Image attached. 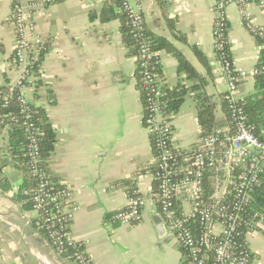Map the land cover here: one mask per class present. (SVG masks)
Here are the masks:
<instances>
[{"label": "crops", "instance_id": "crops-1", "mask_svg": "<svg viewBox=\"0 0 264 264\" xmlns=\"http://www.w3.org/2000/svg\"><path fill=\"white\" fill-rule=\"evenodd\" d=\"M107 1L56 0L35 14L37 33L50 47L41 63L42 84L26 93L46 109L56 134L49 173L73 191L79 211L71 232L93 264H183L178 243L158 233L154 217L159 212L153 201H147L134 225L114 218L126 206L133 183L147 195L155 184L149 176L134 182L154 153L136 88L135 59L122 40V20H104L101 15ZM140 1L147 29L168 39L204 79L203 88L187 96L172 117L175 144L187 148L202 136L198 92L216 103L217 121L225 122L227 116L221 104L226 83L214 50L216 0H162L163 5L158 0ZM11 6L12 0H0V85H12L20 75L13 56ZM243 12L235 3L226 8L228 39L234 65L252 71L261 50L247 23L264 31V5L249 0ZM159 56L164 85L196 83L178 73V60L170 50H160ZM256 89L250 77L236 95L244 99ZM7 138V132H0V156L8 155ZM7 157L4 180L0 179V264H75L55 250L36 224L37 211L26 207L21 197L24 174ZM247 239L251 264H264V233Z\"/></svg>", "mask_w": 264, "mask_h": 264}, {"label": "built area", "instance_id": "built-area-1", "mask_svg": "<svg viewBox=\"0 0 264 264\" xmlns=\"http://www.w3.org/2000/svg\"><path fill=\"white\" fill-rule=\"evenodd\" d=\"M55 1L12 0L13 56L20 75L5 94L4 106L8 105V96L17 95L18 112L13 119L25 127L28 135V166L36 179L30 193L31 207L38 213L36 224L57 252L62 254L71 248L75 264H93L83 243L71 232L79 211L72 189L55 182L44 168L39 132L33 122V102L26 93L35 90L37 77L32 67L45 43L37 33L35 14ZM257 1L264 5V0ZM231 3L245 12L249 0H216L215 6L214 50L226 83L224 99L229 121L189 147H178L172 122L174 114L165 112L161 100L164 83L154 74H147L145 83L149 94L143 104V122L151 137L154 156L134 182L149 176L155 185L148 195L142 194L135 185L126 206L114 216L122 225H134L141 220L147 201H153L167 234L178 243L188 264H209L210 261L212 264H251L253 253L247 237L264 233V213L249 211L257 188L264 183V126L259 129L249 121L243 99L236 95L243 82L264 72V64L246 71L223 55L227 39L226 8ZM120 4L139 44L140 66L147 68L148 60L154 58V64L161 67L159 53L150 48L141 1L120 0ZM247 25L263 39L260 50L264 49V31ZM3 123L0 112V126Z\"/></svg>", "mask_w": 264, "mask_h": 264}, {"label": "trees", "instance_id": "trees-1", "mask_svg": "<svg viewBox=\"0 0 264 264\" xmlns=\"http://www.w3.org/2000/svg\"><path fill=\"white\" fill-rule=\"evenodd\" d=\"M161 5H163L162 0H158ZM116 8L119 10L116 11ZM102 18L104 20H110L115 17H119L122 20L121 25V33L122 40L127 47L129 53L135 59V80H136V88L140 92L142 104L145 103V100L149 94V87L145 83V76L147 74H154L155 77L164 78V74L162 72V68L160 66H156L153 62L154 58H150L148 60L149 66L147 68H143L139 63V44L137 39L131 33V29L126 17V13L121 10L120 0H108L104 5L102 12ZM12 21V20H11ZM228 28L229 24H226L227 31V39L224 41V49L223 55L227 58L232 59V54L230 51V44L228 39ZM251 32L257 38L258 43L263 44V39L260 38L258 34H255L252 28H249ZM147 36L150 39V48L153 51L160 52L162 49L170 50L178 60V73H185L187 78L190 80H194L196 83L193 85H188L185 83H178L175 86L169 87L167 85L163 86V96L161 100L165 105V112L169 114H175L179 111L181 105L184 103L187 96L193 94L194 91L201 90L204 86V79L200 76L194 66L187 60V58L175 47L169 44V40L162 37L154 35L151 31L147 29ZM49 42L46 40L43 48L41 49L39 59L37 63L32 67V71L37 79L34 81L35 90L40 87L42 84V76L40 72V67L42 60L45 54L49 50ZM197 56L201 59L204 64L206 63V57L202 52L196 51ZM218 53V58H219ZM153 62V64H152ZM264 64V49L260 51V60L258 66H262ZM256 82V92L246 96L243 99V105L246 109L249 121L256 125L257 128H261L264 126V72H261L258 75L254 76ZM10 89V85H0V112L3 115L4 123L0 126V132H7L8 141H7V154L4 156H0V179L2 177L3 169L7 165L10 156L12 160H14L19 168H21L24 174V183L21 187V197L26 201V207L28 205L32 206L30 193L31 189L36 185V179L32 175V172L28 166L27 159V142L28 135L25 127H21L19 125V121L13 119L14 114L18 112V103H17V95L8 96V105L4 106L5 94L8 93ZM34 93V97H38ZM198 100L197 104V118L198 122L202 128V136L210 134L216 127L223 125L227 121H229V112L226 107V102L224 96L221 98V104L227 113L225 122L217 121L215 116V108L216 103L203 92H198L196 95ZM31 107L34 109L33 122L35 126L38 128L39 132V144L41 149L42 157L45 161L44 168L46 171H49V162L53 157V152L56 143V134L52 123L49 119L48 113L46 109L40 105L32 103ZM12 114V115H11ZM145 169H141L139 172H144ZM54 179V178H53ZM55 182H59L55 180ZM135 190V186L131 188L129 187V196L133 195ZM249 211L251 212H259L264 213V183L262 186L258 187L255 194L254 199L250 205ZM73 259L74 249L69 248L68 250L62 253ZM183 264H188L187 259L183 261ZM212 264V261L209 262Z\"/></svg>", "mask_w": 264, "mask_h": 264}, {"label": "water", "instance_id": "water-1", "mask_svg": "<svg viewBox=\"0 0 264 264\" xmlns=\"http://www.w3.org/2000/svg\"><path fill=\"white\" fill-rule=\"evenodd\" d=\"M155 223H156V227H157V230H158V233L161 237H165L167 232H166V229L164 227V222H163V219L161 218L160 215L156 214L155 217ZM172 238V235H168L167 236V239L166 240H170Z\"/></svg>", "mask_w": 264, "mask_h": 264}, {"label": "rangeland", "instance_id": "rangeland-1", "mask_svg": "<svg viewBox=\"0 0 264 264\" xmlns=\"http://www.w3.org/2000/svg\"><path fill=\"white\" fill-rule=\"evenodd\" d=\"M191 101L192 100L190 98H187V100H186L187 103H191Z\"/></svg>", "mask_w": 264, "mask_h": 264}]
</instances>
